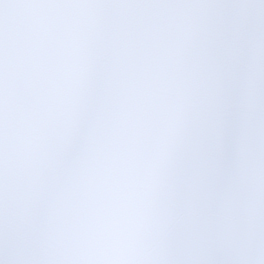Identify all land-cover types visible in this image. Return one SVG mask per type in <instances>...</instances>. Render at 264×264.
I'll return each instance as SVG.
<instances>
[{"label": "snow or ice", "instance_id": "obj_1", "mask_svg": "<svg viewBox=\"0 0 264 264\" xmlns=\"http://www.w3.org/2000/svg\"><path fill=\"white\" fill-rule=\"evenodd\" d=\"M0 264H264V0H0Z\"/></svg>", "mask_w": 264, "mask_h": 264}]
</instances>
